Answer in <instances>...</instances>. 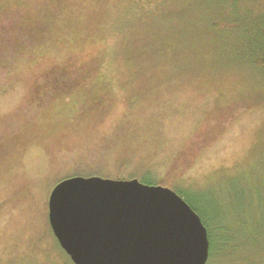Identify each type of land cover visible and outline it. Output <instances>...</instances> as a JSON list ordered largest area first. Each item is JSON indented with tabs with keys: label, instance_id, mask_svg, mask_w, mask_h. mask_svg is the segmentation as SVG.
<instances>
[{
	"label": "rangeland",
	"instance_id": "obj_1",
	"mask_svg": "<svg viewBox=\"0 0 264 264\" xmlns=\"http://www.w3.org/2000/svg\"><path fill=\"white\" fill-rule=\"evenodd\" d=\"M9 1L17 6V0ZM218 1L173 0L176 9L195 8L207 17L200 24L204 33H188L187 25L176 30V48L183 51L164 52L163 63L151 68L115 63L133 24L104 16L98 30L81 25L1 70L0 264H73L49 221L54 187L73 176L129 180L136 175L157 185L180 165L181 175L170 188L190 200L212 229L218 211L225 212L222 222L234 227L235 204L264 199L259 45L257 39L246 43L244 33L226 41L217 19L223 13H264V0H230L223 13ZM119 12L120 7L115 15ZM151 31H139L140 48L159 49L149 39ZM92 57H103L104 64L92 68ZM56 74L60 86L48 82ZM241 106L246 111L219 131ZM225 108L228 115L221 111ZM212 119L217 125L208 128ZM199 143L206 145L202 152Z\"/></svg>",
	"mask_w": 264,
	"mask_h": 264
},
{
	"label": "trees",
	"instance_id": "obj_2",
	"mask_svg": "<svg viewBox=\"0 0 264 264\" xmlns=\"http://www.w3.org/2000/svg\"><path fill=\"white\" fill-rule=\"evenodd\" d=\"M182 1L184 3L204 4V0ZM229 1H218L221 5L218 9L219 12L222 11L223 13L225 5ZM172 2L173 0H17L16 6L9 0H0V72L4 68L9 70L19 60L58 43L68 35H73L81 25L85 28L98 30V24L102 22L104 16L117 24H133L128 39L122 44L123 48H119V51L125 50V52L122 51L124 54L115 63L123 68H139L141 70L151 68L154 62L163 63V59H160L163 58L161 55L172 49L179 52L183 51L176 48L178 41L175 36L176 30L188 26L185 29L188 33L199 35L201 32L200 24L206 22L207 19V17L198 16L195 11L191 10L195 8L187 9L184 13L182 10L173 7ZM118 7H120V14L115 15ZM121 7L124 8L123 11ZM221 15L217 19L222 26L220 30H225L226 41L236 37L239 33H244L247 38L246 43L257 39L259 50L256 51L261 57H257L256 63L258 66L264 67V13L249 14L243 17H233L229 13ZM83 16H85V20L81 19ZM195 23H199L198 26ZM215 26L217 27V24ZM144 27L152 30L149 39L153 41L154 46H160L159 49L149 51L139 47V44L144 41L139 38L138 34ZM149 39L145 43L149 42ZM140 49L143 50L140 51ZM236 49L237 47L233 46V50ZM8 51H12L14 56H9ZM116 52L118 51L116 50ZM147 57L151 59L149 60ZM102 59L103 57L99 59L92 57L88 65L92 64V68H98L104 64ZM60 72L64 73L63 70ZM57 74L53 79L49 78L48 82L60 86L63 83ZM55 89L57 90V88ZM52 97L50 95L49 98ZM246 109V106H241L233 110V116L225 122L224 126L217 129L219 131L225 130L232 120ZM221 111L228 115L231 110L225 108ZM217 121L212 119L208 128L216 126ZM210 131L211 129H209V134L212 135ZM215 136L212 138H216ZM198 145L201 152L206 147L205 144L199 143ZM201 152H197V155ZM181 169L182 166H175L173 170L168 172V176L157 185L172 187L173 181L180 177ZM172 172L174 175H171ZM134 178L137 176L135 175ZM137 179L142 183L153 185L152 182L150 183L145 179ZM179 195L184 198L181 194ZM185 200L200 215L208 229L210 240L208 264H264V199L257 203L243 200L238 208L235 204L234 227L230 226L228 222L227 225L224 224L226 215L222 213L224 211L221 213L218 211L216 225L215 227L212 226L213 229L206 224L205 218L196 206L190 200ZM215 230L218 234L217 238L215 237Z\"/></svg>",
	"mask_w": 264,
	"mask_h": 264
},
{
	"label": "water",
	"instance_id": "obj_3",
	"mask_svg": "<svg viewBox=\"0 0 264 264\" xmlns=\"http://www.w3.org/2000/svg\"><path fill=\"white\" fill-rule=\"evenodd\" d=\"M49 221L74 264H208L200 215L175 190L137 178L73 176L49 197Z\"/></svg>",
	"mask_w": 264,
	"mask_h": 264
}]
</instances>
